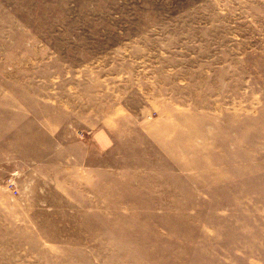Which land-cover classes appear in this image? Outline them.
I'll return each instance as SVG.
<instances>
[{
    "label": "rangeland",
    "instance_id": "obj_1",
    "mask_svg": "<svg viewBox=\"0 0 264 264\" xmlns=\"http://www.w3.org/2000/svg\"><path fill=\"white\" fill-rule=\"evenodd\" d=\"M0 264H264V0H0Z\"/></svg>",
    "mask_w": 264,
    "mask_h": 264
},
{
    "label": "crops",
    "instance_id": "obj_2",
    "mask_svg": "<svg viewBox=\"0 0 264 264\" xmlns=\"http://www.w3.org/2000/svg\"><path fill=\"white\" fill-rule=\"evenodd\" d=\"M97 139H98V141L101 142L102 145L106 143V141H105L106 137H105L104 134H98V138Z\"/></svg>",
    "mask_w": 264,
    "mask_h": 264
},
{
    "label": "built area",
    "instance_id": "obj_3",
    "mask_svg": "<svg viewBox=\"0 0 264 264\" xmlns=\"http://www.w3.org/2000/svg\"><path fill=\"white\" fill-rule=\"evenodd\" d=\"M6 184H7V186L9 187V188H12L13 187V181H12V179H8L7 180V182H6ZM15 189V188H14ZM16 190V189H15Z\"/></svg>",
    "mask_w": 264,
    "mask_h": 264
}]
</instances>
